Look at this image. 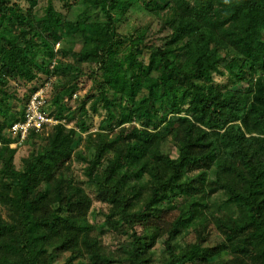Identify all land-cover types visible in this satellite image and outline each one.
<instances>
[{
    "label": "trees",
    "instance_id": "1",
    "mask_svg": "<svg viewBox=\"0 0 264 264\" xmlns=\"http://www.w3.org/2000/svg\"><path fill=\"white\" fill-rule=\"evenodd\" d=\"M55 1L64 2L47 0L36 16L0 0V264H152L163 236L159 264H264V0H81L85 18L74 21ZM139 2L164 13L161 27L172 33L162 45L118 34L116 17ZM58 42L73 46L55 50ZM57 51L97 66L91 108L100 104L105 115L77 152L108 204L97 226L88 218L92 199L63 172L83 140L73 129L29 130L22 142L42 136L46 144L19 169L5 146L6 130L25 109L1 110L7 78L32 82L34 69L63 75L74 68L60 61L50 68ZM72 71L62 99L74 93L79 69ZM62 113L58 106L53 117ZM169 115L176 122L160 130ZM168 137L176 157L163 152ZM210 226L220 242L208 244ZM190 232L193 241L185 242ZM108 234L119 238L120 256L103 243ZM225 253L229 259L220 260Z\"/></svg>",
    "mask_w": 264,
    "mask_h": 264
},
{
    "label": "rangeland",
    "instance_id": "2",
    "mask_svg": "<svg viewBox=\"0 0 264 264\" xmlns=\"http://www.w3.org/2000/svg\"><path fill=\"white\" fill-rule=\"evenodd\" d=\"M77 1L78 3H76ZM140 2L134 4L123 16L116 17V30L118 34L124 38L126 37L128 43L131 41V37L137 38L138 36H141L144 46L162 45L165 38H168V35L172 33V29H169L168 27L163 29L161 27V21L164 17V13L152 12L144 7ZM11 3L19 5L24 14L27 13L28 15L35 14L36 16H42L47 5V0H37L35 6H31L30 2H28L27 0H11ZM55 7L56 10L61 14V16L63 15L69 21L85 18V16L83 15L85 7L81 3V0H64V2L55 1ZM99 17H101V15ZM90 19L94 20V18ZM183 22L184 21L182 20L181 23ZM178 25L179 24L177 23L174 25V27L177 28ZM184 44H186V42ZM72 46L73 45L68 46L64 42H58V44L55 45V50H66ZM74 48L76 50L78 47L75 46ZM76 60L77 59L73 56H61L57 51V55L54 61L51 63L50 68H52V66L57 64L59 61L74 68L67 70V72L63 73V75H47L42 71L34 69L33 72L36 73V78L32 82H25L18 78H7L5 87L2 89L7 95L8 108L4 106V108H1V110H6V115L19 113L24 109L26 98L28 97V95L30 96V94L36 89L43 90L46 103L44 110L46 113H48V116L52 117L54 121H56V124L62 123L66 130L73 129L77 133V138L83 139L82 143H80L79 147L75 151L72 159L69 162H66L63 172L66 178H70L72 180L74 190H82L92 199L91 213L88 218L94 226H97L104 221L102 213H105L107 211L108 204L103 201V196L100 195L99 198L96 196L95 188L87 181L84 173L86 163L77 159V152L85 150L86 143L84 138L87 135H93L95 132L101 131V120L105 115V111L100 104H97L95 106V110L91 108L93 96H96L98 92L96 89L97 84L94 83L95 77H93V72H97V66L95 64L88 63L79 64L76 62ZM77 68L79 69V77L73 83L74 93L72 94L71 98L66 97L62 99L59 94L64 93L63 88H66L69 84H71L69 82L70 74L73 72L72 70H75ZM98 75H100V73H98ZM121 76L122 75L117 78V84L122 82ZM247 78L251 80L252 75L248 73ZM214 80L216 83L221 84L222 86H226L229 84L227 76H215ZM1 97L2 95L0 94V98ZM140 97L141 94H139L136 99ZM56 101L57 103H55ZM83 103L85 113L80 112V106ZM58 106L63 107V113L61 115V118L59 120H56L53 116ZM82 122L87 128L86 131H83L80 126ZM175 122L176 117L174 115H169L168 120L165 123L166 125L164 124V126H160L159 129L164 130L165 127H168L167 124L173 125ZM124 126L129 128L131 124H125ZM51 129L48 132H44V134L42 135L47 136L48 134H50ZM43 138L42 136L31 138L28 142H22L21 144H18L16 146H12L10 144L5 145L9 149L15 150L14 165L16 169H19L26 162V159L31 151H39L42 149V147L46 144V141L43 140ZM3 147L4 146L0 141V156L4 154L2 149ZM163 152L170 153L171 157H176L178 155L177 144L173 142L170 137L166 139V144L163 147ZM175 215L176 212H174L173 214H169V221ZM92 234L98 235L96 230H94ZM209 235L210 243L208 244H215L221 241V236L216 233L212 226H210ZM193 238L194 233L190 232L185 237L184 241L191 242L193 241ZM164 239L165 236L161 237L154 247L155 258L152 264L160 263V259L162 258V249L164 246ZM102 240L107 248L112 249L114 252H116L117 255H121L119 250H117V248L119 247L118 237L113 234H108L104 235L102 237ZM62 256L64 258H68L70 256V253H65ZM221 259H229V254H222L220 260Z\"/></svg>",
    "mask_w": 264,
    "mask_h": 264
},
{
    "label": "built area",
    "instance_id": "3",
    "mask_svg": "<svg viewBox=\"0 0 264 264\" xmlns=\"http://www.w3.org/2000/svg\"><path fill=\"white\" fill-rule=\"evenodd\" d=\"M45 105L43 90H34L25 104L23 120L14 122L6 130V136L11 140L10 145L16 146L21 144L29 130L39 131L44 126L56 124V121L45 112ZM17 136H19L18 141H14Z\"/></svg>",
    "mask_w": 264,
    "mask_h": 264
}]
</instances>
